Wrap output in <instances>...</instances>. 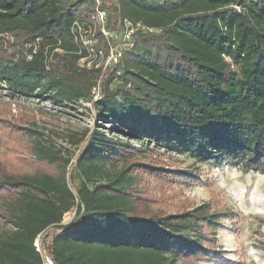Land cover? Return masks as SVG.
<instances>
[{
    "label": "trees",
    "instance_id": "1",
    "mask_svg": "<svg viewBox=\"0 0 264 264\" xmlns=\"http://www.w3.org/2000/svg\"><path fill=\"white\" fill-rule=\"evenodd\" d=\"M103 1L114 24L158 31L136 35L91 102L100 73L79 65L70 34L89 19L91 0H0V36L14 41L9 51L0 40V83L19 98L91 102L98 116L68 137L67 157L35 130L0 122L1 138L16 139L5 154L16 162L0 155V264H46L44 255L52 264L204 259L229 212L163 208L146 181L200 178L194 166L165 168L156 150L264 175V0Z\"/></svg>",
    "mask_w": 264,
    "mask_h": 264
},
{
    "label": "rangeland",
    "instance_id": "2",
    "mask_svg": "<svg viewBox=\"0 0 264 264\" xmlns=\"http://www.w3.org/2000/svg\"><path fill=\"white\" fill-rule=\"evenodd\" d=\"M111 5L106 4V7ZM0 40L4 48L10 51L9 44H13V39L0 36ZM96 119L97 113L86 103L61 106L34 97L19 98L12 94L5 84L0 83V122L7 121L35 130L37 134H42L44 140L61 149L65 157L70 151L67 145L68 137L73 133L81 134L85 129L93 128ZM1 128L0 123V130ZM1 136L3 135L0 131V155L11 153L12 150L7 148H12L11 142H16V139H13L15 136L8 141ZM34 138L36 136H19L24 142ZM1 140L4 141L1 143ZM131 143L138 147V143ZM17 150L21 152L20 149ZM156 154L165 168L187 170L194 166L200 178L199 184H187L173 179L146 181L149 193L163 208L187 210L210 203L216 209L224 208L229 212L216 227L215 250H208L206 258L191 261L189 264H264V175L257 171L244 173L239 165L234 163L214 167L195 164L192 159L165 153L162 149L156 150ZM5 156L8 160L16 162L15 152ZM71 167L68 169L71 170ZM8 168L20 169L18 164ZM71 218L72 214H67L63 223H68ZM2 227L0 219V229ZM36 244L41 251L45 250L40 238Z\"/></svg>",
    "mask_w": 264,
    "mask_h": 264
},
{
    "label": "built area",
    "instance_id": "3",
    "mask_svg": "<svg viewBox=\"0 0 264 264\" xmlns=\"http://www.w3.org/2000/svg\"><path fill=\"white\" fill-rule=\"evenodd\" d=\"M91 2L93 10L89 19L75 21L70 28V34L73 43L77 45V54L82 56L78 61L79 65L86 69H95L100 73L95 86L90 91L91 102H94L102 97V81L107 77L106 74L110 75L121 62L124 53L133 49L136 35L156 33L158 30L122 18H117L114 24L108 17L106 3L103 0H91ZM109 23L113 25L112 28L109 27ZM25 50H28V46ZM26 57L31 59L28 51ZM50 60L51 58L48 59ZM91 102L86 104L91 106ZM73 165L71 163L69 166ZM36 242L35 247L40 252ZM44 259L46 264H52L47 257Z\"/></svg>",
    "mask_w": 264,
    "mask_h": 264
}]
</instances>
